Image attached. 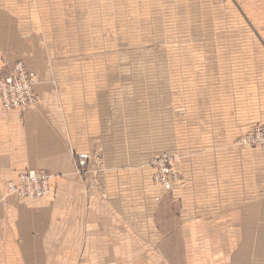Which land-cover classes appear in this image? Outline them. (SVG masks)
Listing matches in <instances>:
<instances>
[{
  "label": "rangeland",
  "instance_id": "rangeland-1",
  "mask_svg": "<svg viewBox=\"0 0 264 264\" xmlns=\"http://www.w3.org/2000/svg\"><path fill=\"white\" fill-rule=\"evenodd\" d=\"M195 1L0 0L10 24L0 72L6 54L37 46L48 67L66 70L54 78L69 97L90 100L117 149L124 213L135 208L145 222L169 210L173 226L182 210L239 211L220 219V264H255L264 256V42L238 4ZM95 66L104 73H73ZM163 160L175 175L169 190L155 180Z\"/></svg>",
  "mask_w": 264,
  "mask_h": 264
},
{
  "label": "crops",
  "instance_id": "crops-1",
  "mask_svg": "<svg viewBox=\"0 0 264 264\" xmlns=\"http://www.w3.org/2000/svg\"><path fill=\"white\" fill-rule=\"evenodd\" d=\"M227 1L241 7L259 27L264 42V0ZM201 2L196 0L195 5ZM3 21L0 44L5 45L10 24L5 27ZM11 33L17 36L14 30ZM22 47L6 56L10 64L23 61L36 73L34 92L39 102L6 114L0 103V264H220L224 255L219 252L227 246L224 238L225 245L219 240L220 233H226L220 219H239L241 213L182 210L173 226L169 210H158L145 222L139 221L135 208L124 213L122 195L117 198L123 174L117 149L109 145L106 133L99 132L90 100L70 98L63 83L54 78L63 70L48 67L37 46ZM103 71L95 66L73 73ZM79 157L87 160L85 166L76 165ZM26 169L50 172L51 194L36 200L9 195L4 205L6 182ZM168 201L162 197L166 206ZM227 260L226 264L234 263L230 256ZM255 264H264V256Z\"/></svg>",
  "mask_w": 264,
  "mask_h": 264
},
{
  "label": "built area",
  "instance_id": "built-area-1",
  "mask_svg": "<svg viewBox=\"0 0 264 264\" xmlns=\"http://www.w3.org/2000/svg\"><path fill=\"white\" fill-rule=\"evenodd\" d=\"M38 83L37 75L28 69L23 61H16L0 72V103L3 114L11 110L32 108L39 102L34 92ZM84 157L76 159L78 167L85 166ZM173 171L165 163H159L155 180L164 190H169L173 183ZM175 177V175H174ZM52 174L43 169H26L15 178L6 182L5 196L14 194L21 199L36 200L51 194ZM4 205L7 201L3 200Z\"/></svg>",
  "mask_w": 264,
  "mask_h": 264
},
{
  "label": "bare ground",
  "instance_id": "bare-ground-1",
  "mask_svg": "<svg viewBox=\"0 0 264 264\" xmlns=\"http://www.w3.org/2000/svg\"><path fill=\"white\" fill-rule=\"evenodd\" d=\"M9 112H10V111H9ZM9 195H14V194H9ZM9 195H7V196H9ZM15 196H16V195H15ZM6 198H7V197L5 196V198H4L5 201H6ZM18 198H19V197H18Z\"/></svg>",
  "mask_w": 264,
  "mask_h": 264
}]
</instances>
